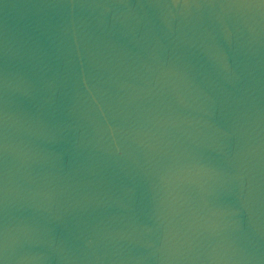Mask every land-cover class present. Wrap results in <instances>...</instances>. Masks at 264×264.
I'll return each mask as SVG.
<instances>
[{"label": "water", "instance_id": "water-1", "mask_svg": "<svg viewBox=\"0 0 264 264\" xmlns=\"http://www.w3.org/2000/svg\"><path fill=\"white\" fill-rule=\"evenodd\" d=\"M0 264H264V0H0Z\"/></svg>", "mask_w": 264, "mask_h": 264}]
</instances>
